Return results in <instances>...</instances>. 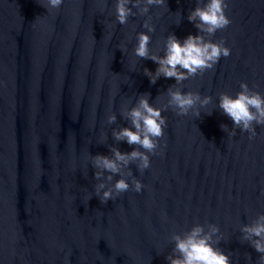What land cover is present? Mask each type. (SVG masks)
Masks as SVG:
<instances>
[{
    "label": "water",
    "instance_id": "1",
    "mask_svg": "<svg viewBox=\"0 0 264 264\" xmlns=\"http://www.w3.org/2000/svg\"><path fill=\"white\" fill-rule=\"evenodd\" d=\"M41 2L0 0V264H170L179 255L172 237L198 224L205 233L219 226L216 246L232 264H257L241 228L264 213V126L254 139L240 129L230 137L219 99L235 97L241 82L264 94V0H227L232 22L211 37L188 19L207 0H166L144 16L134 8L124 25L116 0L103 11L100 0H63L51 11ZM149 16L151 54L163 56L171 34L223 39L231 54L181 84L164 76L153 84L145 69L159 65L134 55ZM170 86L211 102L199 116L162 113L165 135L143 174L132 162L97 181L90 157L137 149L113 133L132 127L124 113L141 95L167 106ZM122 176L129 190L101 204L95 185Z\"/></svg>",
    "mask_w": 264,
    "mask_h": 264
},
{
    "label": "clouds",
    "instance_id": "2",
    "mask_svg": "<svg viewBox=\"0 0 264 264\" xmlns=\"http://www.w3.org/2000/svg\"><path fill=\"white\" fill-rule=\"evenodd\" d=\"M100 2L103 11L107 6V0ZM165 2L166 0H116V21L121 25L127 24L129 17L137 14L134 8L139 10L140 16H144L149 13L150 6H164ZM62 3L63 0H42L40 4L51 11L59 9ZM228 7L227 0H207V3L198 4L191 10L188 19L195 22L200 33H207L211 37L218 30L225 29L231 24V18L226 12ZM143 27L147 31L137 34L134 55L142 59H151L159 65L155 74L145 69V74L150 77L153 84L160 76L175 78L177 84H181L198 73L203 74L206 70L213 69L222 56L228 57L231 54V48L225 45L223 39L214 42L212 39L206 40L199 34H190L183 42L175 34H171L166 39L165 54L163 56L151 54L148 47L151 42L149 33L155 31V25L151 23L150 16L144 20ZM240 87L241 91L235 97L227 92L220 94L219 108L233 121L231 131L226 124H222L221 128L230 137H234L235 130L240 129L250 134L249 139H254L257 135L256 125L264 126V94L250 88L247 82H241ZM149 96L150 94L141 95L137 105L124 113L131 120L132 127H124L113 133L116 140H125L129 145H137L138 148L130 153L121 152L118 148L113 149L112 157L100 154L90 157L93 168L98 169L95 172L97 181L101 180L104 172L112 174L107 177L108 181H112L113 175L121 173V165L127 166L132 162H137L136 166L143 174L151 166L149 154H157L159 141L165 135L167 118L162 113L170 107L180 116L188 115L190 111L199 116L200 109L211 102V97L202 99L199 92H184L175 86L168 88V103L163 108L150 104ZM114 121L115 116H110L109 123ZM131 186L136 192L142 191L144 187L142 181L136 178L132 179ZM129 188L128 179L122 176L111 187L104 182L97 183L95 194L101 204H107L109 200L115 201ZM90 198L89 196L85 199ZM219 232L218 225H209V231L205 233L204 227L198 224L183 237L174 235L172 237L175 241L174 251L179 255L169 256L170 264H232L229 255L216 246L222 239L221 235H217ZM241 232L242 241L249 242L261 254L257 264H264V213L258 215L253 223L243 225ZM248 259L251 260L250 254Z\"/></svg>",
    "mask_w": 264,
    "mask_h": 264
}]
</instances>
